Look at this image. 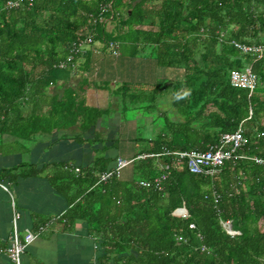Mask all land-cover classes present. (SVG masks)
<instances>
[{"label": "trees", "instance_id": "obj_1", "mask_svg": "<svg viewBox=\"0 0 264 264\" xmlns=\"http://www.w3.org/2000/svg\"><path fill=\"white\" fill-rule=\"evenodd\" d=\"M9 1L0 0V153L27 152L26 142L38 134L73 126L80 133L72 140L101 144L91 165L55 164L47 173L70 204L60 221H86L102 248L100 263L264 264V163L235 159L216 174H192L184 160L178 166L177 157L165 154L215 148L243 124L248 142L238 152L264 159V57L244 55L234 45H264V0H113L111 20L125 29L119 34L108 33L105 23L92 25L106 0H34L18 8H8ZM145 24L157 29H139ZM89 35L106 46L142 40L155 47L159 65L186 72L184 82L173 84L181 119L164 118L154 139L140 138L135 157L159 156L136 159L130 179L123 174L99 182L118 157L108 156L102 134L86 137L108 114L86 104L88 81L79 92L67 87L61 96L48 93L52 84L70 80L83 54H74L66 68L58 65ZM247 68L257 75L255 90L233 87L230 71ZM163 164L170 169L158 188L139 184L163 173ZM41 171L23 162L3 169L0 182ZM182 206L187 217L174 216ZM222 221L240 234H228Z\"/></svg>", "mask_w": 264, "mask_h": 264}, {"label": "crops", "instance_id": "obj_2", "mask_svg": "<svg viewBox=\"0 0 264 264\" xmlns=\"http://www.w3.org/2000/svg\"><path fill=\"white\" fill-rule=\"evenodd\" d=\"M105 29L114 34L125 30L118 29L117 22L111 19L105 23ZM139 29H157V26L145 24ZM131 41H116L120 52L118 58L110 54L102 40L92 41L73 64L70 80L59 81L48 88L50 95L61 96L67 87L79 92L88 81L82 92L86 104L108 110V114L97 119L86 137L90 139L96 132L102 134L107 141L108 156L134 157L143 144L139 136L144 140L154 139L164 127V118L181 119L172 111L175 108L173 84L185 81V70L159 65L154 46L142 40ZM128 100L131 106L127 105ZM79 133L80 129L73 126L56 130L51 135L38 134L26 142L27 152L0 153V173L23 162L42 170L38 175L20 177L13 183L0 182L9 188L8 192L0 187V264H11L5 253L12 233L10 199L14 200L21 215L18 224L22 235L35 230L49 218L63 216L70 208L66 197L52 186L47 173L55 164L73 163L77 167L92 164L94 149L100 148L101 144H81L70 138ZM63 134L69 137H62ZM123 174L125 179H130L133 167H127ZM60 220L28 246L23 264H101L102 248L89 233L86 221L65 224ZM124 260L112 258L107 264H123Z\"/></svg>", "mask_w": 264, "mask_h": 264}, {"label": "built area", "instance_id": "obj_3", "mask_svg": "<svg viewBox=\"0 0 264 264\" xmlns=\"http://www.w3.org/2000/svg\"><path fill=\"white\" fill-rule=\"evenodd\" d=\"M34 0H14L7 3L8 8H18L23 3L32 5ZM113 0H106L105 3L101 6V12L97 18L92 21V25L97 23H107L110 19L113 18L114 12L112 8ZM106 14H111L110 18H107ZM224 35V34H223ZM93 38L91 35L87 36L80 42H77L73 45V51L68 55L67 59L59 63L60 68L68 67L73 59L74 54L84 53L88 46L92 44ZM107 48L110 51V54L118 58L120 55L119 46L116 42H108ZM234 45L238 48L240 52L244 55H252L256 58L264 57V45H248L242 44L240 42H234ZM230 82L233 87L240 89H249L255 90L258 78L257 75L250 71L249 68L244 70L233 69L230 73ZM248 142L247 136L245 135V128L243 124H240L238 129L232 133H225L221 136L219 144L215 148H210L205 151L200 150H189V151H174V152H165L166 155H171L177 157L176 165H182L181 160H184L188 171L192 174H204V175H213L221 171L222 166L227 162L235 159H244L248 158L251 160H256L257 162L263 164L264 159H255L254 157L245 156L244 153L240 154L238 151L245 146ZM154 156H159V154L152 153H143L138 156L131 158L118 157L115 165L109 170L101 173L99 182H106L112 177L120 178L123 175V171L131 166L136 159H145L151 158ZM173 164V167H176ZM163 173L156 176L153 180L150 181H140L139 184L145 188L155 187L158 188L164 180L167 179V171L170 169V165L163 164L160 166ZM79 171V169H76ZM0 187L9 192L8 186L0 183ZM11 200L12 208V233L9 240V245L5 249V253L8 256L11 264H23V255L28 248V246L34 242L42 232H44L48 227H50L54 222L61 219L62 215H57L52 218L47 219L41 225H39L35 230L21 234L19 230V219L20 212L16 208L14 200ZM173 215L178 218H186L187 210L184 206L176 208L173 211ZM224 230L234 236L240 234L239 231L233 230L232 222L225 221L221 222ZM192 228L195 227L194 224L191 225ZM205 249V248H203Z\"/></svg>", "mask_w": 264, "mask_h": 264}, {"label": "rangeland", "instance_id": "obj_4", "mask_svg": "<svg viewBox=\"0 0 264 264\" xmlns=\"http://www.w3.org/2000/svg\"><path fill=\"white\" fill-rule=\"evenodd\" d=\"M157 1H160V0H157ZM232 70H233V69H232ZM232 70H231V71H232ZM231 71H230V73H231ZM145 103H147V102H145ZM127 105H128V106H131L130 103H129V100H128V102H127ZM170 106H171V105H169L168 107H170ZM156 108H157V106H156ZM175 108H176V107H175ZM175 108L172 109V111H173V115H174V111H175V114L179 117L180 115H179V113H178V108H176V109H175ZM210 110H213V109H210ZM130 114L133 115L132 111L130 112ZM171 116H172V115H171ZM168 120L172 121L171 119H168ZM262 120L264 121V118H262ZM253 129H257V127L254 126ZM258 129H259V128H258ZM141 137H142V136H139V138H141Z\"/></svg>", "mask_w": 264, "mask_h": 264}]
</instances>
